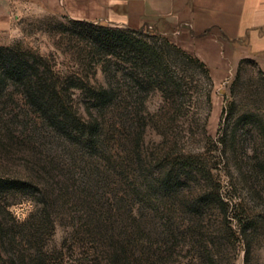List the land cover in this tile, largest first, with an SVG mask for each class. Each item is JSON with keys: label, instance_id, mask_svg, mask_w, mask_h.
<instances>
[{"label": "rangeland", "instance_id": "obj_1", "mask_svg": "<svg viewBox=\"0 0 264 264\" xmlns=\"http://www.w3.org/2000/svg\"><path fill=\"white\" fill-rule=\"evenodd\" d=\"M70 19L17 6L0 45L75 70L54 34ZM172 59L180 89L123 106L6 104L15 134L24 129L15 168L32 183L9 210L36 223L46 264H264V70L244 58L218 81L200 60L208 80ZM85 69L108 84L100 64Z\"/></svg>", "mask_w": 264, "mask_h": 264}, {"label": "trees", "instance_id": "obj_2", "mask_svg": "<svg viewBox=\"0 0 264 264\" xmlns=\"http://www.w3.org/2000/svg\"><path fill=\"white\" fill-rule=\"evenodd\" d=\"M119 27L99 22L70 19L54 33L60 53L77 66L75 70H56L52 56L21 48L18 44L0 45V264H46L35 222L30 217L18 220L9 210L20 194L32 186L16 169L24 129L12 128L5 108L15 96L43 113L66 107L78 100L88 105L123 106L137 102L150 90L167 92L181 88L173 70V53L199 68L210 80L200 59L184 52L168 39H160L150 30ZM159 39V40H158ZM100 64L108 75V84L93 79L85 67ZM173 73V77L172 74ZM175 75V76H174Z\"/></svg>", "mask_w": 264, "mask_h": 264}, {"label": "crops", "instance_id": "obj_3", "mask_svg": "<svg viewBox=\"0 0 264 264\" xmlns=\"http://www.w3.org/2000/svg\"><path fill=\"white\" fill-rule=\"evenodd\" d=\"M21 5L107 25L153 27L204 61L214 80L231 76L244 58L264 70V0H0V29Z\"/></svg>", "mask_w": 264, "mask_h": 264}]
</instances>
